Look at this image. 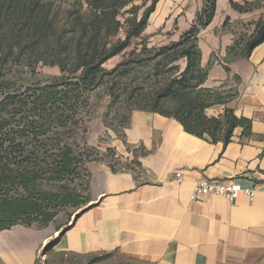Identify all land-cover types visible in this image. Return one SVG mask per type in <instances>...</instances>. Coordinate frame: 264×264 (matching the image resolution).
<instances>
[{"label": "crops", "instance_id": "crops-1", "mask_svg": "<svg viewBox=\"0 0 264 264\" xmlns=\"http://www.w3.org/2000/svg\"><path fill=\"white\" fill-rule=\"evenodd\" d=\"M168 2L194 5L178 13L185 27L178 40L205 0ZM261 19L264 0H217L198 33L201 65L209 69L204 86L227 97L207 115L228 108L245 120L230 140L197 136L159 112H134L120 151L133 169L102 165L93 171L85 205L55 230V251L111 252L140 264H264V40L247 52ZM202 177L235 180L254 188L255 197L206 194L193 200ZM49 239L35 226L0 230V264H35Z\"/></svg>", "mask_w": 264, "mask_h": 264}, {"label": "trees", "instance_id": "trees-1", "mask_svg": "<svg viewBox=\"0 0 264 264\" xmlns=\"http://www.w3.org/2000/svg\"><path fill=\"white\" fill-rule=\"evenodd\" d=\"M62 1L72 5L67 17L72 35L60 43L54 0H0V230L18 223L48 222L56 215L50 209L83 203L78 194L41 192L37 184L72 177L89 157L76 149L81 113L107 74L129 72L130 62H122L110 73L103 64L126 51L132 39L142 37L159 0H152L141 18L137 15L140 7L132 5L126 10L132 16L125 20L122 11L134 0ZM216 1L205 0L198 23L184 31L178 41L152 48L149 51L154 54L139 60H158L154 76H160V85L137 99L140 110L174 117L190 133L200 137L207 133L213 141L227 143L235 127L245 120L228 108L219 116L207 115V108L225 102L227 97L204 86L209 69L201 65L198 45L199 24L203 27L210 22ZM123 28L124 38L118 35ZM55 38L59 52L50 64L68 74L16 87L8 78L10 73L25 67L35 70L43 59L42 50ZM263 40L261 19L247 52ZM136 49L129 52L131 57L137 55ZM180 60L186 62L183 70Z\"/></svg>", "mask_w": 264, "mask_h": 264}, {"label": "rangeland", "instance_id": "rangeland-1", "mask_svg": "<svg viewBox=\"0 0 264 264\" xmlns=\"http://www.w3.org/2000/svg\"><path fill=\"white\" fill-rule=\"evenodd\" d=\"M54 2L57 5L55 27L57 28V36L61 37L60 43H62L63 40H68L72 35L67 24V17H69L72 5L70 2L62 0H54ZM151 3L152 0H134L123 9L122 20L132 16L126 12L132 5L140 7L137 15L141 18ZM165 6L171 7V12L167 17L163 15ZM193 6V3H171L168 0H159L155 10L149 16L142 37L132 39V45L126 51L115 55L103 64V67L109 73L124 61L130 62L131 66L129 67V72L122 74L116 71L107 74L98 88L91 92L89 105L81 113L83 122L82 127L77 130L76 149L77 153L82 152L89 157L84 163L79 165L80 168L77 173L66 180H40L37 184L39 191L59 192L63 195L67 192L78 194L79 200L83 202L78 206L81 208L85 205L91 185L92 173L97 167L103 165L115 172L133 169L132 161L121 159L120 151L124 149L121 147L123 132L132 114L140 110L137 98L149 95L160 85L158 82L160 76H154L158 60H143L144 62L139 60L146 58L149 54H154L149 51L152 48L178 41L180 39L179 37L177 40L179 34L185 28L180 21L181 19L178 20L180 15L178 13L182 12L180 11L181 9L189 12L193 9ZM202 11L203 8L197 15L202 13ZM196 23H198L197 19L194 20L193 24ZM193 24L187 28H190ZM199 26L202 28L201 24ZM124 29L118 34L122 38L125 37ZM142 39H145V41H142ZM56 42H58L57 38H55L54 42L52 39V42L42 50L43 59L35 70L32 67H25L24 71L15 70L10 73L8 78L16 83V87L37 82L46 83L68 74L62 72L57 64H50L51 60L59 52L57 51L59 47H57ZM134 48H137L138 53L131 57L129 52ZM64 55L65 53L62 52L61 56ZM178 64L181 66V70L186 66L185 60H180ZM120 70L122 69L120 68ZM78 207L59 206L52 208L50 212H56L53 219L48 222L41 220L30 225L31 227L35 226V229L43 230L46 236L51 238L48 244L45 247H41L38 251L35 264H140L132 260L119 258L111 252L81 255L55 251V241L53 239L55 230L67 225L68 220L71 219ZM17 225L18 227L26 226L22 223L14 226Z\"/></svg>", "mask_w": 264, "mask_h": 264}, {"label": "built area", "instance_id": "built-area-1", "mask_svg": "<svg viewBox=\"0 0 264 264\" xmlns=\"http://www.w3.org/2000/svg\"><path fill=\"white\" fill-rule=\"evenodd\" d=\"M175 178L178 181L181 180L182 173L177 172ZM242 193L248 196L250 200H253L256 194L254 188H243L235 180L226 181L219 178L202 177L196 183L191 198L193 200H199L206 194H217L229 200H236Z\"/></svg>", "mask_w": 264, "mask_h": 264}]
</instances>
